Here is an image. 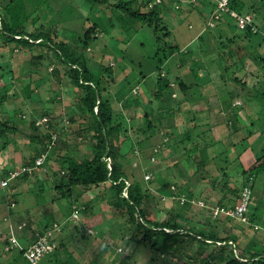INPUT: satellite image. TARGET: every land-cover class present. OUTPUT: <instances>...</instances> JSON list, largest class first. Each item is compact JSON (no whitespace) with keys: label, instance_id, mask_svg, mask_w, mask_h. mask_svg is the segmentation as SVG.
Returning <instances> with one entry per match:
<instances>
[{"label":"rangeland","instance_id":"rangeland-1","mask_svg":"<svg viewBox=\"0 0 264 264\" xmlns=\"http://www.w3.org/2000/svg\"><path fill=\"white\" fill-rule=\"evenodd\" d=\"M9 1L12 0H0V7ZM255 1V9L263 6L258 0ZM21 2H24L26 13L31 21L27 27L29 32H33L35 29L45 31L48 26L53 27L59 24L58 33L62 36L61 40L73 48L75 45L72 42L79 36L83 37L88 25L100 24L102 32H99L95 42L86 50V60L90 66L99 63L106 66L108 64L113 70L117 84L124 83L125 85L126 83V92L115 93V88L112 86L107 88L103 95L105 99L111 102L112 108L117 114L124 115V101L121 97L124 99L133 97V95L129 96L128 93L131 88L132 91L138 88L140 96L145 97H148L150 90H153L158 67V57L156 56L158 46L152 36L153 34L150 29L131 19L128 15L119 11H106L114 3L113 0L109 1L108 8L106 5L100 6L88 0H21ZM182 3H166L169 13L166 14L165 22L169 26L171 34L165 41L171 45L177 44L181 52L171 56L164 62L162 68L169 74L170 78L179 77L189 90L183 92L176 89L175 95L165 100L167 105L171 107L181 103L178 109L173 110L175 114L174 125L171 130L172 138H165L164 141H161L160 138L154 136L155 138L152 139L155 146L159 141L161 142L158 145L168 144L169 148L167 146L164 148L166 158L159 160L158 164L152 160H149V163L147 160L141 161L143 167L156 164L155 174L162 175V178L167 181L175 184L177 182L179 185L187 180L188 185L185 186L188 189L192 188L196 197H199L200 194L212 197L211 186L217 176L225 175L231 187L239 188L242 186L244 182L242 172L249 164L248 159L258 157L263 150L264 136L260 137L258 144L255 143L254 147L247 153L248 159L244 157L240 160L238 158L242 149L241 145H243L241 139L245 138V131L249 129V122L256 121L258 128L262 125L261 130L264 132V113L259 114L261 112L260 105L250 100V95L254 93V89L263 91L264 65L255 59L258 57L264 59V41H260L259 36H246L243 31L235 29L233 21L229 18H225V22L219 26L208 28L207 23L210 20L211 9L208 2L194 5L195 11L193 12H189V9L186 8L189 6L188 2L183 0ZM245 3H247V8L251 4V0H245ZM176 5L178 8L174 7ZM0 13H2L1 8ZM15 13L20 18L23 17L19 11ZM2 43L3 40L0 38V89L6 93V104L4 108L0 106V115L4 119H8L10 115L15 113L16 118H21L23 121L15 125L17 133L13 135L7 149L0 148V172H7L16 166H23V163L33 155L28 145L30 132L26 124L41 115L43 110L49 111L48 116L50 118L56 116L63 118L64 109L70 107L71 100L66 98L69 97L67 94L64 97L66 92L63 89L66 83L58 85L55 76L51 77V66H48L46 70L44 66L35 67L40 70L39 74L30 72L32 56L42 55L45 57V63H47L46 59L52 57L50 52L42 48L20 49L17 46H3ZM46 52H48L47 55ZM163 53L164 50L159 51V58H162ZM164 54H168L166 50ZM180 64L183 65L181 69L177 68V65ZM8 73L11 74V78H8V82H6L2 77ZM47 79H50L49 86L44 84ZM28 81H37L41 86L40 90L35 89L30 98H27L23 91V87L27 85ZM120 90L122 91V89ZM58 93L60 95L57 96ZM53 99H58L59 102H53ZM181 99L183 101H180ZM236 99H240L242 105L229 107L226 111V104L229 105L231 101L234 103ZM239 103V101L236 102V104ZM191 106L192 109L188 113L187 110H190ZM139 114L141 115V113ZM192 116L194 123H187V120ZM235 116L237 122L239 121L241 124L238 131L235 132L236 137L234 138L237 140L236 142L240 140L241 145L233 148V143L230 144L227 141V136L233 132L229 121ZM153 121L155 122V120ZM142 124L143 122L139 119L131 123L132 127L127 125L131 144H135L144 138L142 134L135 131ZM186 132L189 136L187 142L182 141L181 138ZM204 136L205 139L203 140L202 137ZM68 140L72 142V139L69 138ZM129 142L124 144L123 152L126 154V158H131V165H137L140 162L135 157L138 156V153H131ZM197 142L202 147L203 145L207 147L209 162L199 167V174L195 176V162L200 159L193 160L195 156H193L194 152L192 151ZM213 143L216 145L214 146ZM0 144H2L1 140ZM173 144L176 145L175 148ZM87 149L86 144L79 148L81 152ZM160 149L161 147L158 146V150ZM195 154L197 153L195 152ZM51 158V170L47 168L48 166H44L37 172V177L34 173L25 181L13 182L17 194V202L11 211V213H15L13 217H10L11 213L7 210L3 198L0 197V264H31L18 250L5 251L4 243L8 240L11 231H13L16 239L17 237H24L27 243L32 242L30 230L24 228L22 231H17L13 227L18 223L26 226L30 223L32 229L38 230L47 220L50 222L48 218L52 215L51 213L57 211V208H61V203L57 201V195L51 186V175L53 171L59 169V162L55 158ZM189 160L191 164H188ZM212 160H216V164ZM224 161H228V163L224 164ZM175 164L178 165L176 168L174 167ZM137 168L138 166L135 170L136 176L140 177L141 174ZM217 168L223 170L219 171ZM61 169L59 172L62 177ZM167 169L171 174H168ZM179 170H182L184 174L178 173ZM152 179L155 181L149 189L150 196L156 195L159 186L155 182L160 179L152 177L148 173L144 175V181L149 182ZM253 183V198L249 216L251 225L257 226L258 229L254 230L253 226L249 227L238 221L232 222L236 227H241L235 228L241 237L238 241V247L245 253L248 250L244 247L246 245L250 247L248 243L251 241L254 243L255 249L264 250V175L254 176ZM97 192V190L89 192L79 187L73 189L71 194L73 203H78V207L81 206L80 202L86 203V207L87 205L91 206L90 209L86 208V214L82 213L83 217L78 222L71 220V215L65 209L64 201L62 202L61 214L64 215V219L60 218L59 224L52 228L54 229L52 235L54 244H61L66 249V255L63 254L66 258L71 255L68 258H71L75 264H92L91 259H94L93 264H183L184 262H191L190 259L189 261L185 258L180 259L177 255L167 259L162 257L158 250L148 254L144 246H136L134 243L122 241L121 230L118 228L122 220L118 213H115L113 208L107 205L105 199L101 200L97 196ZM229 197L232 199V195ZM151 205L154 207V214L158 221L166 217L168 205L161 203L158 206L155 201H152ZM161 205L163 207L159 208ZM199 210V208H195L198 215L197 219L202 218L198 213ZM61 214L58 215L61 216ZM98 214H103L105 219L101 225V231H96V229L85 230V224H82V220L85 222L86 219L92 216L94 218ZM61 219L62 222H60ZM196 230L198 229L196 228ZM18 242L25 247L24 243L26 242L24 240ZM197 247L196 244L189 243L181 251L190 257L195 255L194 257L198 261L199 259L203 260L206 257V252L204 253L203 249H197ZM199 252H203L202 257L201 254L198 257L197 253ZM148 257L154 260L149 261ZM47 260L48 255H45L37 264H47ZM192 263L200 264L194 260Z\"/></svg>","mask_w":264,"mask_h":264},{"label":"trees","instance_id":"trees-1","mask_svg":"<svg viewBox=\"0 0 264 264\" xmlns=\"http://www.w3.org/2000/svg\"><path fill=\"white\" fill-rule=\"evenodd\" d=\"M23 1V0H22ZM93 4H99L100 6L109 7L110 0H88ZM114 3L110 5L109 11H119L125 15L130 16L131 19L143 24L151 30L153 38L156 42L158 67L157 73L154 78V88L150 90L148 97L140 96L138 88L131 91L128 90L129 98L121 97L124 101V115L117 114L112 104L108 99L104 98V93L107 88H115V93L126 92V83L117 84L113 76V70L109 65L88 64L86 58V50L92 45L99 32L101 31L100 24L92 23L87 26L83 33V37L80 36L72 42L75 47L64 43L59 35V24L56 26H48L45 31L35 29L33 32L27 30L29 17L24 2L21 0H12L1 6L2 13H0V38L3 40V46H14L21 48H42L51 53V58H47L45 63V57L32 56L30 59L32 69L31 73H38V66H44L45 70L48 66H51V77L55 76L57 84L62 85L66 83L63 89L71 100L70 107L64 109V117L50 118L48 116L49 111L43 110L42 114L32 119L27 123L26 127L29 129V141L33 155L23 163V166H16L12 171H20L24 167L35 166V160L42 158V165L32 170V172H25L19 174L14 180L10 181L6 188L0 187V197L6 203L7 210L11 213L13 206L17 202L15 185L13 182L27 180L44 166L51 170V157L58 161L59 169L52 172L51 186L57 195V201L64 203L65 209L68 214L71 215L73 207L78 203L71 201V194L75 188H83L89 192L97 190V196L101 200L105 199L109 207L113 208L115 213L122 220L118 228L121 230V240L128 243H134L136 246H144L146 252L151 254V251H160L162 257L169 258L170 256L177 255L178 257L185 258V260L191 262H184L183 264H193L192 261L200 262V264H264V250L255 249L254 243L251 241L244 249L248 252L239 249L238 241L241 237L233 221H238L242 224L251 225V219L249 216V209L251 200L253 198V178L259 174L264 175V145L263 150L258 157L254 159H248L247 153L254 147L255 143L258 144L260 137L264 136L262 125L257 127L256 121H250L248 128L245 131V138H242V142L234 138L236 137V129L240 126L237 122L236 116L231 118L229 124L232 125L233 132L228 137V142L233 143V148L237 145H241L242 149L238 158L242 160L244 157L248 159L249 164L243 170L244 182L239 188L231 187L229 180L225 175L216 177L212 182L211 190L212 197H207L205 194H200L199 197L194 195L192 188H187V180L183 184H176L171 181H167L162 178V175L155 174L158 161L166 158L164 148L168 144L164 143L158 145L159 142L164 141L166 138H172V127L174 125V109H178L181 105L178 103L171 107L167 105L165 100L172 98L175 94L174 91H186L189 90L188 86L183 83L180 78L172 79L169 74L163 70V64L175 53L181 52L180 47L177 44L171 45L166 43L165 39L171 34L169 26L166 24V14H168V8L166 3H179L183 4V0H160L159 4L153 6L154 0H113ZM188 2L189 6L186 8L188 11H195L194 5L201 2H208L211 6L210 20L207 23L208 28H214L225 22V18H229L233 21L235 29H239L245 33L246 36H259L260 41H264V0H258L263 4L262 7L255 9V0H251V4L246 8L247 3L245 0H228L227 11L217 10V3L214 0H184ZM258 2V3H259ZM12 6V7H11ZM176 8V6H174ZM20 12L23 17L20 18L15 12ZM230 12H234L237 16L246 18L250 17L249 23L246 24L244 29H240L237 25V19L230 15ZM88 22V20H86ZM212 24V26H210ZM102 32V31H101ZM80 43V45H79ZM259 43V47H260ZM167 51V55L163 53L162 58H159V51ZM46 52V55L47 53ZM244 54V53H243ZM243 54H240L241 56ZM235 56V55H234ZM255 60L261 61L264 65V59L258 57ZM185 62V61H184ZM57 63V65H55ZM187 65V64H186ZM190 65V62H189ZM183 65H177V68ZM36 67V68H35ZM54 67V68H53ZM10 73L4 75L2 78L8 82ZM237 81V79H235ZM50 79H47L46 85H50ZM32 86V87H31ZM263 91L254 89V93L250 95V100L260 105L261 113H264V83L262 84ZM122 87V88H121ZM174 88V89H173ZM245 88V87H244ZM35 89L40 90L37 81L27 82V85L23 87V91L27 98L34 93ZM122 89V91L120 90ZM250 94V93H249ZM0 106L4 108L6 104V93L0 89ZM60 93L57 94V96ZM63 95V94H62ZM124 95V94H123ZM58 99H53L57 101ZM180 101H183L181 99ZM239 101V104L236 102ZM59 102V101H57ZM179 102V101H178ZM242 105L240 99H236L234 103L232 101L226 104V111L229 107H238ZM224 106V105H223ZM4 110V109H3ZM189 112V111H188ZM141 113V115L139 114ZM190 113V112H189ZM257 113V112H256ZM191 116V115H190ZM240 116V115H239ZM66 117V119H64ZM156 117V118H155ZM238 117V116H237ZM46 118L47 122L45 126L36 125L37 119ZM143 122L142 126L136 128L138 134H142L144 138L135 144H131L130 136L128 135L127 125L131 126V123L137 120ZM155 120V122L153 121ZM249 121V120H248ZM23 122L21 118H16V115H10L8 119H4L0 115V148L4 150L9 146L13 135L17 133L16 124ZM154 122V123H153ZM244 122V121H243ZM187 123H194L193 116L187 120ZM244 124V123H243ZM194 125V124H193ZM195 127V125L193 126ZM230 128V129H232ZM256 134V136H254ZM259 134V135H257ZM160 138L161 141L155 146L153 138ZM72 139L69 142L68 139ZM187 142L189 140L188 133L186 132L182 137ZM234 138V140H232ZM255 139V140H254ZM156 140V139H155ZM254 140V141H252ZM257 140V141H256ZM198 141V140H197ZM235 141V142H233ZM252 141V143H250ZM256 141V142H255ZM126 142L130 143L131 153H138L140 162L135 166L131 165V158H126V154L123 152V147ZM201 142V141H200ZM241 142V143H239ZM86 144L88 149L86 151H80L79 148ZM181 144V143H179ZM174 145V144H173ZM158 146L161 147L158 150ZM176 145L173 147L175 148ZM215 146V144H214ZM193 156L197 160L195 163V176H197L199 167H202L205 163L209 162L207 156V147L200 145L194 146ZM195 152L197 154H195ZM198 155V157H197ZM156 164L147 165L143 167L142 161L152 160ZM219 159V158H218ZM142 160V161H141ZM192 160V159H191ZM192 160V161H193ZM157 161V162H156ZM214 164H216V160ZM211 162V161H210ZM227 164L228 161H224ZM188 164H191L190 160ZM135 166V169H134ZM141 174L140 177L136 176V167ZM178 165L175 164V168ZM61 169L62 177L59 170ZM159 168V166H158ZM134 169V170H133ZM171 169V168H170ZM172 170V169H171ZM222 171L223 169L217 168ZM168 174L170 171L167 169ZM148 173L152 177H158L160 179L157 183L159 186L156 190V195H149V189L153 185L155 179L144 181V175ZM178 173L184 174L182 170ZM214 173V172H213ZM212 173V174H213ZM223 173V172H222ZM7 175V172H0V177L3 178ZM214 175V174H213ZM61 177V179H60ZM215 177V176H214ZM59 178V179H58ZM175 178V177H174ZM176 180V179H175ZM208 180V179H206ZM12 183V184H11ZM128 184V185H127ZM174 188V190L172 189ZM249 187L251 190V197L249 201L248 212L245 213L247 221L244 223L236 218H231L225 214H221L214 217V210L216 208L234 209L239 204L241 193L244 188ZM41 189V188H40ZM218 191V192H217ZM126 192L127 197H123V193ZM217 193V194H216ZM216 194V195H215ZM229 195H232V199H229ZM184 196L185 202L180 203V198ZM155 201L158 206L162 203L168 205L167 215L164 219L158 221L154 214V207L151 202ZM192 201H203L204 207H198L193 204ZM80 215L81 221L82 213L86 214V208H91L90 205L80 202ZM156 206V207H158ZM161 205L159 208H162ZM199 208L198 213L201 215V219H197V213L195 208ZM61 208L51 213L50 222L48 220L38 230L32 229L28 223V226L24 225L21 230H18L21 223H18L13 228L17 231H22L24 228L30 230L33 243H27L26 238L17 237V240H24V246H22L23 254L29 249L39 237L45 236L46 233L51 232L54 223L59 224L60 218L64 219V215L61 214ZM61 214L58 215V214ZM13 213H11V216ZM55 215V218H53ZM63 215V216H62ZM57 216V218H56ZM60 216V217H59ZM93 217V216H92ZM88 218L82 224L85 230L96 229L101 231V225L105 222L104 215L98 214L94 218ZM62 219L60 222H62ZM52 225V227H50ZM83 226V225H82ZM236 227V228H235ZM76 228V227H75ZM196 228L198 230H196ZM241 228V227H239ZM238 228V229H239ZM254 230H257V226H253ZM208 232V233H207ZM9 234V238H10ZM102 235V233H100ZM8 238V239H9ZM124 238V239H123ZM50 243H53L52 238L48 239ZM196 244L197 249H203L206 252V257L199 261L194 256L184 254L181 250L189 244ZM240 244V243H239ZM5 246L9 245V240L4 243ZM203 252L197 253L198 257ZM66 249L61 244H54V248L51 252L45 254L48 255L47 264H75L74 261L67 258ZM44 255V256H45ZM43 256V257H44ZM64 256V257H63ZM42 257V258H43ZM41 258V259H42ZM149 258V257H148ZM93 264L94 259H91ZM153 258H149V261H153ZM178 264V263H173Z\"/></svg>","mask_w":264,"mask_h":264},{"label":"built area","instance_id":"built-area-1","mask_svg":"<svg viewBox=\"0 0 264 264\" xmlns=\"http://www.w3.org/2000/svg\"><path fill=\"white\" fill-rule=\"evenodd\" d=\"M191 1H196V0H191ZM214 1H216L217 3V10L227 11L228 0H214ZM159 3H160V0H154L151 6L155 4H159ZM230 15L237 19V22H238L237 26L240 29H244L246 27V24L249 23L250 21V17L242 18V17L237 16L234 12H230ZM210 26H212V24H210ZM46 122H47L46 118H41L37 120L36 125L45 126ZM41 165H42V158H37L35 160V166L24 167L20 171H12V170L7 171V175L5 177L3 178L0 177V187L6 188L8 183L14 180L19 174L25 173V172H32V170L36 169L37 167ZM172 189L174 190L173 187ZM122 195L123 197H127L126 192H124ZM250 197H251V190L249 189V187L244 188L241 193L240 202L238 205L235 206L234 209L216 208L214 210V217H217L221 214H225L231 218L239 219L240 221L245 223L247 219L245 218L244 215L246 212H248ZM184 202H185V198L184 196H182L180 198V203L183 204ZM192 203L196 204V206L198 207H204L203 201H197V202L192 201ZM79 215H80V208L74 206L72 213H71V217H70L71 220L78 222ZM23 226L24 225H20V227H18V230H21ZM10 234H11L10 238L8 239L9 245L5 246L4 248L5 251L16 249L19 252H23L22 246L19 244L13 231H11ZM49 238H51L50 232L46 233L45 236L39 237V239L31 247H29V249H27L26 252L22 254L29 263L37 264L45 254L53 250L54 244L52 242L50 243V241L48 240Z\"/></svg>","mask_w":264,"mask_h":264},{"label":"crops","instance_id":"crops-1","mask_svg":"<svg viewBox=\"0 0 264 264\" xmlns=\"http://www.w3.org/2000/svg\"><path fill=\"white\" fill-rule=\"evenodd\" d=\"M191 109H192V106H191V108H190V110H187V112L189 111H191ZM188 112V113H189ZM239 124H241V123H239ZM238 131V128L236 129V132ZM206 134V133H205ZM229 137V135L227 136V138ZM202 139L204 140L205 139V136L204 137H202ZM228 141V140H227ZM216 143H218V142H216ZM216 143H213V145L215 144L216 145ZM212 144V143H211ZM14 214L15 213H13V215L12 216H10V217H13L14 216ZM56 226V223H54V226H53V228ZM54 231V229H52V231L50 232L51 233V238H52V232ZM29 244L30 243H33V241L32 242H28ZM53 244H54V242H53Z\"/></svg>","mask_w":264,"mask_h":264}]
</instances>
